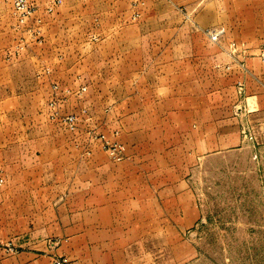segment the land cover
Instances as JSON below:
<instances>
[{
	"label": "crops",
	"instance_id": "obj_1",
	"mask_svg": "<svg viewBox=\"0 0 264 264\" xmlns=\"http://www.w3.org/2000/svg\"><path fill=\"white\" fill-rule=\"evenodd\" d=\"M60 1L53 12L45 6L41 42L27 40L17 54L13 24L0 23L5 30L3 37L0 33V154L24 150L31 154L27 165L35 158L34 169L55 174L32 184L40 190L32 197L12 196L11 190L24 188L20 182L0 192V219L3 204L10 206L11 220L30 219L13 205L49 206L33 211V228L13 234L25 236L18 240L22 253L7 257L0 251V264H54L61 249L50 245L53 238L81 245L86 238L120 237L118 222L124 219L156 226L161 214L197 217L188 186L193 158L249 150L264 173V3L251 0L247 6L248 36L239 39L247 43V53L232 54L234 40L224 37L219 45L210 40L208 30L228 32L218 21L205 22L202 14L210 6L201 3L191 9L197 15L177 21L174 7L169 20L158 23L167 31L151 39L152 56L146 24L136 26L135 37L102 36V29L127 28V22L107 13L116 0ZM86 25L93 31L82 34ZM53 84L87 86L64 113L87 109L91 124L125 147L121 157L97 145L84 151L83 135L34 129L48 122L34 112L46 106ZM238 84L244 86L243 96ZM237 104L257 125L259 148L243 145L233 113ZM131 226L123 236L139 240L156 234L155 228L144 232L148 225Z\"/></svg>",
	"mask_w": 264,
	"mask_h": 264
},
{
	"label": "rangeland",
	"instance_id": "obj_2",
	"mask_svg": "<svg viewBox=\"0 0 264 264\" xmlns=\"http://www.w3.org/2000/svg\"><path fill=\"white\" fill-rule=\"evenodd\" d=\"M48 1L50 0H29L34 12L24 24H20L13 13L12 0H0V23L13 24L11 34H13V40L16 42L14 53L17 54L22 48L25 49L27 40L37 44L41 42L43 30L40 23L41 20L44 22L45 6L48 3V10L52 8L54 11L60 5L55 4L57 0ZM250 1L116 0L111 4L107 13L112 14L114 19H121L122 22H127V28L113 27V29H102L100 32L102 36L105 33L109 35L111 32V35L114 36L135 37L138 35L137 31L139 30L136 29V26L146 24L144 36L150 38L151 43V46H146V49H150V52L147 50L146 52L151 53L153 56L154 49L151 39L164 35V32L167 31L166 29H159L158 23L169 20L172 13H174L172 8L176 7L175 19L182 21L186 20L187 16L197 15L196 13H191L192 7L203 3L210 6V9L205 14H202L205 22L212 25L218 21L219 24L226 28L228 33L224 35L221 30L208 31L220 32L222 33L221 38L224 39L225 37L230 41L234 40L235 42H231L229 45L237 44L241 49V52H239L244 54L248 52V45L245 41H239V39L240 37L247 38L248 36L247 26L250 13H248L247 6ZM260 3H264V0H260ZM242 7L246 8L243 9ZM216 8L220 11L219 18ZM135 15H138V17L135 18ZM243 16L245 19L240 22ZM73 27V25L70 26V28ZM80 28H83L82 34L93 31V29L89 28V25L81 26ZM61 30L64 29L61 27ZM236 30L239 31L237 32ZM48 31L54 32L56 30L54 27H50ZM0 33L1 37H3L5 30H1ZM210 48H214L213 45ZM35 49L38 48L35 47ZM262 53H264V48ZM58 85L62 88L71 89L61 84ZM85 87L87 88V86ZM78 89L71 90L77 91ZM49 95L48 102L52 92ZM73 98L80 99L74 94L61 99L60 114L63 116L68 114L80 116L79 129L76 134L78 136L83 135L81 142L84 143V151L92 145L99 146L98 144L89 143L87 140L88 131L104 135L97 128L98 126L95 127V125L91 124V117L87 109L64 113L65 105ZM237 106L238 104L233 107V113H236L237 118H239L243 145L252 150L259 148L261 141L256 123L251 122L247 118L248 112L245 115L241 114ZM34 113L37 116H42V120L47 119L48 121H45L42 125L38 124L34 128L35 130L38 129L40 132L48 130L54 133L55 131L58 133L61 130L69 133L65 127L49 120L51 112L47 109V104L41 111L36 110ZM243 128L252 129L251 132L255 136L256 141H245L242 134ZM104 136L111 142L106 135ZM27 155L31 156L24 150L15 149L5 150L0 154V180L4 183V187L0 188V192L6 186H10V184L20 182L18 187L24 186V188L11 190L13 192L12 196L18 193V196L22 198L32 197L33 194L40 192L39 189H33L31 187L32 184L55 176V174L42 173L40 170L34 169L32 165L36 162L32 161L35 158L31 162L29 161L27 165L25 158ZM32 155L34 156L35 153ZM15 160L19 161L14 163ZM188 168V186L193 196V205L197 217L184 218L183 215L179 217V215L174 213L169 215L161 214V219H156V226L151 225L152 222L143 223L124 219L118 222V228L122 229V236L100 237L97 238V241H95V238H86L85 243L81 245L67 237L53 238L50 241V245L53 248H57L56 250L61 249L59 254L57 253L54 256V264H264V173L258 171L257 166L252 161L251 152L249 150H243L242 152L231 151L221 156L207 157L203 160L193 158V163ZM1 206L4 211H2L0 219V251L7 257L19 256L23 249L18 246V240L21 241L25 236L14 237L13 234L15 232L21 233L27 228H33L37 222L30 219L35 213L33 211L41 206L31 204L13 205V208H16L18 213H27L25 216L30 218L29 220H11L9 219L11 216L9 214L10 206L8 204ZM43 207H46L45 210H47L49 206ZM121 216L127 217L123 213ZM143 224L148 225V227L143 229L144 232L155 228L156 234L154 236H145V238H140L139 240H135L132 236H123L130 231L128 227L132 228L131 225L142 226ZM134 228L136 227L134 226ZM139 231L141 232L142 228ZM133 240L134 243H132ZM7 245H11L19 253L15 255L6 254L4 248Z\"/></svg>",
	"mask_w": 264,
	"mask_h": 264
},
{
	"label": "built area",
	"instance_id": "obj_3",
	"mask_svg": "<svg viewBox=\"0 0 264 264\" xmlns=\"http://www.w3.org/2000/svg\"><path fill=\"white\" fill-rule=\"evenodd\" d=\"M56 5L61 4L60 0H57L55 3ZM12 8L14 15L18 18L20 24H24L30 16L34 12V8L30 5L29 0H12ZM52 8L48 10V12H52ZM138 15H135V18H137ZM207 34L209 35L210 40L218 44L220 43L222 33L216 32V31H207ZM240 46L233 43L230 45V52L232 54H238L240 51ZM264 57V53H263ZM80 78H78V81ZM52 90V96L50 98V101L47 103V109L51 112L49 116V120L52 123H56L58 125H61L62 127H65V129L71 133L76 134L79 129V121L80 116L77 114H68L63 116L60 114V108H61V102L62 98H66L74 94L76 97L80 98L84 93L87 92V88L85 86H80L77 91L71 90L69 88H62L58 84H53L51 87ZM238 93L239 95H243L244 93V86L242 84H238ZM252 129L249 128H243L242 134L245 141L254 142L256 141L255 136L251 132ZM87 140L89 143L92 144H98L101 149L111 155L121 157L122 154L125 152V147L118 143H112L109 142L104 135L96 134L94 131H88L87 132ZM87 155L90 154V152H86ZM3 181L0 180V185H2ZM4 252L6 254H18L19 251L15 248H12L11 245H7L6 248H4ZM60 264V263H58Z\"/></svg>",
	"mask_w": 264,
	"mask_h": 264
}]
</instances>
